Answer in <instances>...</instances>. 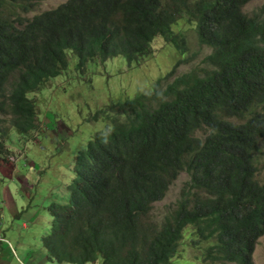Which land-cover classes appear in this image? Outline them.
<instances>
[{
    "label": "trees",
    "instance_id": "obj_1",
    "mask_svg": "<svg viewBox=\"0 0 264 264\" xmlns=\"http://www.w3.org/2000/svg\"><path fill=\"white\" fill-rule=\"evenodd\" d=\"M39 1L0 0V164L10 163V128L42 127L28 94L67 67L68 49L79 70L117 54L131 65L158 34L181 55L168 76L189 60L171 29L178 15L209 47L201 73L153 81L108 108L109 127L73 157L68 200L47 204V258L170 264L190 226L192 244L205 242L201 262L254 264L264 234V3L250 13L251 0H64L29 16ZM180 172L176 198L154 211Z\"/></svg>",
    "mask_w": 264,
    "mask_h": 264
},
{
    "label": "rangeland",
    "instance_id": "obj_2",
    "mask_svg": "<svg viewBox=\"0 0 264 264\" xmlns=\"http://www.w3.org/2000/svg\"><path fill=\"white\" fill-rule=\"evenodd\" d=\"M62 1L40 0L29 16ZM262 3L264 0H251L243 11L251 13ZM171 29L187 50L185 59L189 60L168 76L181 55L172 41L157 34L150 41V53L131 65L116 55L102 62L87 61L79 70L68 49L67 67L40 90L28 94L36 103V124L40 122L42 127L39 125L29 135L10 128L5 139L10 163L0 164V235L5 238L0 242V264H70L45 257L40 238L49 230L52 219L48 202L68 200L65 186L71 180V162L77 150L94 132H104L109 127L103 118L113 102L131 98L139 91L147 92L153 81L170 83L188 71L201 73L206 66L209 48L198 42L194 22L180 15ZM5 125L8 127V123ZM261 160L264 168V153ZM187 177L180 172L153 210L172 202ZM257 178L264 182V170L257 173ZM190 230L187 226L170 264H205L201 262L205 242L192 244L187 235ZM252 260L254 264H264V234L256 242Z\"/></svg>",
    "mask_w": 264,
    "mask_h": 264
},
{
    "label": "clouds",
    "instance_id": "obj_3",
    "mask_svg": "<svg viewBox=\"0 0 264 264\" xmlns=\"http://www.w3.org/2000/svg\"><path fill=\"white\" fill-rule=\"evenodd\" d=\"M58 4H59V3H58ZM54 7H55V6H54ZM50 8H52V7H50ZM47 9H48V8H47ZM44 10H45V9H44ZM41 11H42V10H41ZM39 12H40V11H39ZM179 16H180V15H178V17H179ZM178 17H177V18H178ZM173 24H174V23H173ZM173 24H172V25H173ZM172 25H171V26H172ZM172 31H173V30H172ZM161 37H162V36H161ZM164 40H165V39H164ZM197 40H198V39H197ZM166 41H167V40H166ZM198 42H199V40H198ZM199 43H200V42H199ZM203 44H205V43H203ZM205 45H206V44H205ZM206 46H207V45H206ZM207 47H208V46H207ZM208 48H209V47H208ZM208 53H209V50H208ZM208 53H207V54H208ZM117 55H120V54H117ZM114 56H116V55H114ZM121 56H122V55H121ZM111 57H113V56H111ZM122 57H124V56H122ZM108 58H110V57H108ZM105 59H107V58H105ZM105 59H104V60H105ZM104 60H99V59H97V58H94V59L87 60V61H100V62H102V61H104ZM87 61H86V62H87ZM86 62H85V63H86ZM4 240H5L4 236L0 235V242H1V241H4ZM45 257H47V256L45 255Z\"/></svg>",
    "mask_w": 264,
    "mask_h": 264
}]
</instances>
